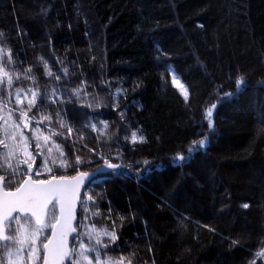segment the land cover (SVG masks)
<instances>
[{"label": "trees", "instance_id": "16d2710c", "mask_svg": "<svg viewBox=\"0 0 264 264\" xmlns=\"http://www.w3.org/2000/svg\"><path fill=\"white\" fill-rule=\"evenodd\" d=\"M0 32L2 115L19 123L17 109H28L16 88L22 98L28 88L38 93L29 128L20 124L32 177L47 178L45 157L60 174H75L77 156L81 171L105 167L103 157L124 173L86 187L71 249L95 246L93 230L114 231L115 242L101 236L102 261L264 264V0H0ZM42 114L51 119L39 122ZM6 122L0 140L13 143ZM133 132L145 142L132 143ZM205 137L208 147L197 150ZM190 148L193 158L174 165ZM23 159L0 144L4 190L26 175ZM50 235L39 237L41 257ZM6 246L19 247L0 241V264ZM88 256L95 264V252Z\"/></svg>", "mask_w": 264, "mask_h": 264}, {"label": "snow or ice", "instance_id": "6c2138e0", "mask_svg": "<svg viewBox=\"0 0 264 264\" xmlns=\"http://www.w3.org/2000/svg\"><path fill=\"white\" fill-rule=\"evenodd\" d=\"M2 36L3 33L0 32V37ZM2 51L3 50L0 49V52ZM10 55L9 53V56ZM9 62L11 61L9 60ZM45 69H47V64H45ZM3 71V68H0V74H3ZM65 71L67 70L65 69ZM48 75H51V73L49 72ZM25 78L27 79V77ZM242 82V78L238 80L237 87H239ZM2 83L3 79L2 76H0V84ZM173 84L179 87L175 78L173 79ZM12 85L13 79L9 77L7 79V86L11 89ZM21 91L19 87L16 88V103L20 105L23 103L24 99H27L28 109H17L20 117L19 123L11 122V115L7 118L2 115L4 103L0 101V120H7L3 128L4 134L7 139L13 141V143H8L6 140H0V144H2L11 155H15L18 150L21 151L24 155V159L19 162L27 165L26 175H22L21 179L15 182L16 186L14 189L5 191L3 187H0V240L10 241L12 245H19L15 250L6 246L7 264H40L41 260L42 264H64L66 259H71V264H93V260L88 256L89 252H95V264H114L110 258L102 261V251L101 247H99L102 245V235L108 236L111 242L116 241L117 237L114 231L111 233H99L93 230V232L87 233L89 241H95V246L89 243L86 247L84 243H80L79 251L69 249L68 237L74 231L72 227V222L75 219L74 210L81 195V188L85 186V182L88 181L87 188H90L92 187L91 182L97 175L102 174L109 177L123 175L124 173L121 169V165L110 163L107 159L101 157L105 167L97 168L96 171L89 173L88 171H81L79 169L78 166L84 163V161L77 156L75 163L71 165L75 174L66 175L53 172L51 168H48V157H45L43 166L47 169V178H32V166L33 163H35V157L27 151V140L20 132V124H22L25 129L29 128L31 119L28 113L32 110L33 106H35L38 93L28 88L27 92L31 93V98H28L26 94L22 98ZM9 95H11V93H9ZM182 95H184L185 101H187V92L182 90ZM213 107L216 106L214 105ZM8 111L11 113L12 109L9 108ZM57 115L59 117V113ZM206 115L211 117L213 113L209 110ZM50 119L48 115L42 114L39 122ZM61 126H64L63 123H61ZM208 127H213L211 120L209 121ZM93 130H95L94 125ZM68 132H72L71 127L68 128ZM17 136L19 140L23 142V145L16 143ZM43 139L47 142L49 137L44 136ZM131 142L134 144L143 143L145 140L143 136L137 138L136 133L133 132ZM209 143L208 137L201 139L199 142V149H206ZM39 147V137H37V148ZM49 153H51V149H49ZM60 155L63 156L62 151ZM192 158L193 150L190 148L188 149V156L177 154L173 163L175 165L176 161L187 162ZM52 163H56L54 158L52 159ZM88 163L90 164L91 161H88ZM147 163L148 162L145 161V164ZM60 167H68L67 162L63 160L60 161ZM117 169H121V171L117 172ZM108 170L112 171L109 173ZM147 171L148 169L146 168L145 172ZM34 175H41L39 168H37ZM2 180L3 177H0V181ZM8 184L11 188V179ZM85 194H87V191ZM87 199L91 201L92 196H88ZM82 206L84 210L87 211L86 202L82 204ZM243 207L247 208L248 205L244 204ZM14 213L19 215L13 216ZM21 219L24 221L23 225L21 224ZM12 221L16 224L14 230L11 229ZM32 221H34L35 227H30ZM6 222H9L8 234H5L4 225ZM46 228H50L51 235L45 238L46 242H41L43 249V255L41 257L38 240ZM25 245L28 246L26 258L22 256ZM103 249L107 250V242L103 243ZM123 259L124 258L121 257L119 261H115V264H122ZM129 264H131L130 261Z\"/></svg>", "mask_w": 264, "mask_h": 264}, {"label": "water", "instance_id": "95a60500", "mask_svg": "<svg viewBox=\"0 0 264 264\" xmlns=\"http://www.w3.org/2000/svg\"><path fill=\"white\" fill-rule=\"evenodd\" d=\"M102 168H104V167H102ZM112 170H108V172L110 173ZM94 172V171H93ZM90 173H92V172H90ZM102 175V174H101ZM98 176H100V175H97L95 178H97ZM94 178V179H95ZM87 184H88V181H86L85 182V186H83L82 188H81V195H80V198H79V200L77 201V204H76V206H75V210H74V217H75V219L73 220V222H72V227H73V229H74V231L69 235V237H68V247H69V249L71 250V239L73 238V237H75L76 236V234H77V230H76V225H77V222H78V218H79V213H80V206H81V198H82V194H83V192H84V190L86 189V187H87ZM0 187H3V185H0ZM6 191V190H5ZM50 208H51V206H50ZM17 215H19V214H13V216H17ZM6 224H7V222L5 223V225H4V228H5V234H6ZM0 241H4V240H0ZM68 261H69V259H66L65 260V262H64V264H68Z\"/></svg>", "mask_w": 264, "mask_h": 264}, {"label": "rangeland", "instance_id": "374dc122", "mask_svg": "<svg viewBox=\"0 0 264 264\" xmlns=\"http://www.w3.org/2000/svg\"><path fill=\"white\" fill-rule=\"evenodd\" d=\"M232 95H229V97H231ZM216 107H217V104H214ZM213 105V106H214ZM213 106H211L207 111H206V113L209 111V110H211L212 111V113L214 114V112H215V109H216V107H213ZM206 121L209 123V121L211 120L212 121V123H213V115L211 116V117H209V116H207L206 115ZM197 150H204V149H197ZM193 153H195V151L193 150ZM181 163H183V162H180V161H176L175 162V165H177V164H181ZM185 163V162H184ZM23 255V254H22ZM23 257L24 258H26L27 256H25V255H23Z\"/></svg>", "mask_w": 264, "mask_h": 264}]
</instances>
